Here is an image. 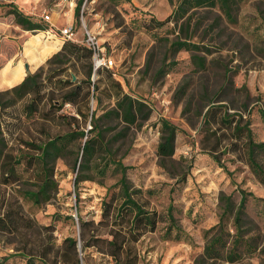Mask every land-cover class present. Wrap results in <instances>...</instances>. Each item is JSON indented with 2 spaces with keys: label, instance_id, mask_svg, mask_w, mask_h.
I'll return each mask as SVG.
<instances>
[{
  "label": "rangeland",
  "instance_id": "374dc122",
  "mask_svg": "<svg viewBox=\"0 0 264 264\" xmlns=\"http://www.w3.org/2000/svg\"><path fill=\"white\" fill-rule=\"evenodd\" d=\"M178 2L0 0L3 149L13 155L32 152L26 142L39 144L73 130L72 115L79 118L80 130L90 128L89 121L84 122L71 103H59L70 87L67 79L72 74L76 79L71 77V81L81 83L82 91L87 89L86 73L93 57L77 62L58 56L47 61L63 44L60 27L71 25L75 38L71 41L84 47V33L90 31L114 59L110 70L115 71L123 91L146 103L149 110L148 118L139 120L140 126L114 119L109 122L114 128L106 133L109 138L123 132L113 142L112 153L128 167L126 175L140 190L139 201L160 215L156 228L144 232L135 243L138 264H195L205 245L204 231L219 220L220 193L230 195L237 205L242 190L247 193L243 228L252 249L240 248L234 261L219 260L216 264H264V183L248 162L246 131L235 132L234 122L227 128L221 121L224 113L240 115L239 125L249 129L255 142H264V116L260 112L264 110V0H241L232 21L217 5L201 6L188 9L177 21L172 17L161 27L147 30L150 16L165 20ZM13 6L48 29H23L8 13ZM46 13L49 20L43 17ZM177 37L198 43L200 50L173 52L170 41ZM192 54L204 57L203 68L196 66ZM27 75H35L39 94L29 92L19 97L15 91H7ZM90 79L97 88L90 85L89 106L98 116L114 106L112 93L106 88L113 78L101 69L91 70ZM32 101L37 102L33 111L28 107ZM213 105L222 108H212L208 122L206 113ZM162 119L177 127L173 157L187 173L184 182L170 177L159 165ZM85 138L76 136L55 160L57 191L48 202L35 205L22 194L23 189L35 187L37 163L18 166L22 178L11 184L2 183L0 173V217L9 206L20 210L31 223V227L10 229L0 222V264H25V252L34 255L35 264H77L76 259L79 264L113 263L109 255L92 247H77L75 253L65 240L78 238V215L97 222L104 201H111L112 208L121 201L117 186L120 172L112 165L104 176L90 170V179L75 184L74 164L76 158L81 159ZM257 160L264 166V150L257 152ZM169 206L179 228L171 232L166 230ZM105 226H99L101 233L109 228ZM226 226L233 234V213L228 214Z\"/></svg>",
  "mask_w": 264,
  "mask_h": 264
},
{
  "label": "trees",
  "instance_id": "16d2710c",
  "mask_svg": "<svg viewBox=\"0 0 264 264\" xmlns=\"http://www.w3.org/2000/svg\"><path fill=\"white\" fill-rule=\"evenodd\" d=\"M241 0H179L177 8L169 15L165 20L157 21L152 16L149 17L146 28L152 31L161 27L166 21L172 17L177 21L184 17L187 10L194 7L218 6L226 18L230 21L234 19V11L238 7V3ZM80 2L76 7V15H79ZM9 14H12L13 20L17 25H20L23 29L28 31L48 29L43 25L35 21L30 15L25 14L18 7L13 6L8 10ZM189 17L186 18L184 24H186ZM52 26L50 27V30ZM185 31V28H184ZM61 49L58 53L54 54L48 62H51L58 56L65 58L66 60H72V58L79 62L82 58H88L92 56V52L86 46H81L74 41L65 39L62 40ZM170 49L173 52L184 49L187 51L200 50L201 46L198 43L191 42L187 37L175 38L170 41ZM192 59L198 68L205 66V59L197 54H192ZM109 75L113 79L109 82L107 90L111 91V95L114 99V106L106 109L100 115L97 116L95 111L90 110L89 98H90V85L96 89L97 84L91 83V70L93 65H89L86 73L87 89L83 90L81 83L74 84L71 81V76L67 79V84L70 85L66 91V95L59 103L62 106L63 103L69 102L75 107L76 113L79 117L86 122L90 123V128L80 130L79 118L77 116H70L71 123L74 124V129L55 135L53 138L48 139L45 142L36 144L33 142H26V146L32 150L28 153L11 154L7 153L3 149L2 139L0 137V173L1 182L4 184H11L22 178L17 172V167L24 162L29 163V167L33 164H38L36 171L37 182L33 189L25 188L22 194L25 198L31 200L35 205L48 202L53 193L57 191V182L54 178L53 168L54 162L57 158L62 157L64 152L68 149L74 138L86 137L83 144L80 147L81 159L75 161L74 168L76 170L75 184L90 179V170L96 172L101 176L106 174V170L109 166H113V170L120 172V177L117 180L119 199L121 200L113 208L111 207V201H104L102 215L99 221L85 220L78 215L79 232L78 238L68 237L65 240L69 243V246L75 251L79 247L82 250L95 248L97 251L105 253L112 258V264H138V250L135 243L140 236L146 231H153L156 228L157 222L160 221V215L155 211H150L145 207L143 202L139 201L137 193L139 189L133 187L126 175L127 166L123 165L120 160H116L112 153V144L123 133L117 134L106 138V133L114 128L110 125V121L119 119L130 126H140V119L143 121L148 118L149 110L146 103L131 97L126 94L121 86V83L113 75L115 71L108 68ZM162 68L158 72H161ZM33 76L27 75L23 81L19 84L11 87L7 91H15L19 97L24 96L29 92L39 94L41 87H37ZM93 94V93H92ZM83 100V101H82ZM54 102V101H53ZM36 101L28 104L31 111L34 110ZM212 108H222L219 106H211L206 113V120L209 122V113ZM226 111V108L223 107ZM261 115L264 116V110H261ZM225 114V115H224ZM221 115V121L227 128H231L234 122L233 130L235 132L246 131V152L248 162L259 178L264 183V166L257 160V152L264 150V142H255L252 139L249 129L240 126L239 120L241 116L237 114ZM238 116L237 119L234 117ZM215 118V115H212ZM106 120V122H104ZM128 128V127H127ZM161 141L158 146L159 165L168 171L170 177L176 178V181L184 182L187 173L184 172L178 160L173 157L175 137L177 133V127L166 119L161 120ZM28 171V169H26ZM89 172V173H88ZM241 197L236 205L230 195L220 193L218 197V206L221 209L218 222L212 227L204 231L205 245L203 252L195 259V264H216L219 260L234 261L239 257V249L247 252L251 251L252 243L246 237L247 229L243 228L246 195L245 191H241ZM234 215V232L231 234L226 226V218L228 214ZM167 215L169 217V226L166 230L171 232L172 229L179 230L175 219L172 214V206L167 209ZM0 222L3 223L5 228L18 229L21 227H31L28 219L22 214L20 210H14L9 206L0 217ZM106 225L109 227L102 233L99 231L100 225ZM231 237V239H230ZM26 262L25 264H35L34 255L29 252H25ZM76 263L79 264V260L76 259Z\"/></svg>",
  "mask_w": 264,
  "mask_h": 264
},
{
  "label": "built area",
  "instance_id": "2783aa9c",
  "mask_svg": "<svg viewBox=\"0 0 264 264\" xmlns=\"http://www.w3.org/2000/svg\"><path fill=\"white\" fill-rule=\"evenodd\" d=\"M43 17L45 20L50 19V15L47 13L44 14ZM59 33L63 40H75V38L73 37L74 33L71 25L60 27ZM84 42L85 46L92 52V65L94 71L99 68L112 69L115 64L114 59L110 54L107 53L105 47L103 46V43L98 41L96 34L86 30V32L84 33ZM113 75L116 77V73H114Z\"/></svg>",
  "mask_w": 264,
  "mask_h": 264
},
{
  "label": "water",
  "instance_id": "95a60500",
  "mask_svg": "<svg viewBox=\"0 0 264 264\" xmlns=\"http://www.w3.org/2000/svg\"><path fill=\"white\" fill-rule=\"evenodd\" d=\"M25 66H26V68H28V65L27 64ZM71 77H72V80H75L76 79V76L74 74H72ZM78 246L80 247V242L78 243Z\"/></svg>",
  "mask_w": 264,
  "mask_h": 264
}]
</instances>
